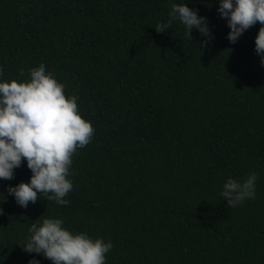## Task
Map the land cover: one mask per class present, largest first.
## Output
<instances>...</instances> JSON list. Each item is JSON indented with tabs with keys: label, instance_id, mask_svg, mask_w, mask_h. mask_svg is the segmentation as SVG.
<instances>
[{
	"label": "trees",
	"instance_id": "1",
	"mask_svg": "<svg viewBox=\"0 0 264 264\" xmlns=\"http://www.w3.org/2000/svg\"><path fill=\"white\" fill-rule=\"evenodd\" d=\"M185 3L207 18V44L178 21L154 29L168 0H0V79L43 62L94 129L72 155L69 204L17 205L5 186L27 182L23 160L0 180V264H51L18 245L41 215L111 240L106 264H264L260 24L229 43L217 0ZM250 170L255 198L228 206L225 179Z\"/></svg>",
	"mask_w": 264,
	"mask_h": 264
},
{
	"label": "clouds",
	"instance_id": "2",
	"mask_svg": "<svg viewBox=\"0 0 264 264\" xmlns=\"http://www.w3.org/2000/svg\"><path fill=\"white\" fill-rule=\"evenodd\" d=\"M168 3V19L155 24L157 32L166 31L178 21L189 41L192 29L204 37L201 45L213 38L207 18L188 7L185 0ZM216 11L225 19L229 43H235L245 30L259 22L253 51L264 66V0H217ZM64 89L65 85L46 70L43 62L31 67L25 80L0 79V180L13 179L14 169L22 160L31 173L27 182L5 186L7 195L20 207L35 203L38 196L57 205L69 204L65 197L73 189L69 178L72 155L90 142L94 129L79 113L78 97L66 95ZM256 181L257 173L252 170L241 179L228 176L219 196L228 206L236 207L255 198ZM5 200L4 193H0V203ZM41 217L28 224V235L18 243L24 252L39 254L51 264H106L105 254L113 247L111 240L73 232L59 217ZM27 264L40 261L33 256Z\"/></svg>",
	"mask_w": 264,
	"mask_h": 264
}]
</instances>
